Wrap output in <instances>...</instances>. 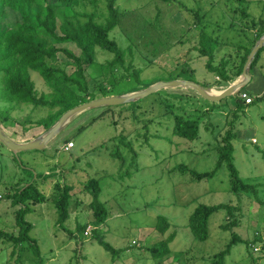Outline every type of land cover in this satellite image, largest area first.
Returning a JSON list of instances; mask_svg holds the SVG:
<instances>
[{
	"label": "rangeland",
	"instance_id": "1",
	"mask_svg": "<svg viewBox=\"0 0 264 264\" xmlns=\"http://www.w3.org/2000/svg\"><path fill=\"white\" fill-rule=\"evenodd\" d=\"M117 6L120 11L126 12L122 28H125L127 35L121 34L119 28L112 36L123 48H133V53H126L125 56V68L129 70H104L103 75L102 65H107V61L114 56L97 50L96 63L86 72L91 91L98 82L107 84L111 79L123 80L111 95L119 96L137 91L136 84L125 78L134 71L139 72L140 79L145 81H169L179 73V79L186 80L187 76L181 72L188 69L195 71L194 82L199 85L210 82L217 92L225 88L217 86L219 78L207 71L206 58L200 57L198 51L193 49L199 34V28L194 25V14L199 12L210 31L218 25L223 27L217 34L221 43L238 44L239 35L228 28L232 22L236 24L234 29L240 31L243 28L238 21L240 12H233L239 6L237 2L117 0ZM243 7L253 18L264 19V0H246ZM77 11L83 12V9ZM85 12L95 13L99 18L106 15L105 4L100 3L97 8L88 6ZM15 18L16 15L10 12L2 24H9ZM248 37L253 38V34ZM60 47L70 53H79L72 43ZM225 51L229 50L220 45L215 54L217 63L226 54ZM261 61L264 65V49ZM57 62L68 73L74 69L63 53L58 55ZM176 64L180 67L174 72L169 71ZM251 74L255 75L254 68ZM257 76L253 80L264 87V71L257 73ZM33 79L39 90L45 89L38 74L33 73ZM243 91L255 97L262 95L264 88L261 93L259 87L254 86H247ZM160 93L175 99L177 113H181L182 108L196 107L180 99L186 94L193 95L198 107L206 105L212 108L211 102L190 88L165 89ZM153 95L135 103L81 113L45 150L22 152L14 156L0 146V200L4 199L0 204V230L9 233L17 231L14 214L17 208L4 197L11 185L25 178L27 182L38 184L48 199L45 204L35 206L33 212L26 216V220L33 225L30 236L38 242L42 264H157L145 249L163 238L153 229L159 215L179 225L178 236L170 246L173 253L162 260L163 264H212L214 256L226 249L232 237L221 227L227 221L226 212L220 211L211 217V236L206 242H195L185 225L199 203L231 204L242 207L243 216L235 231L251 243H255L256 237L263 241L253 244L250 250L245 244H237L223 264H264V101H255L247 106L245 114L236 122L238 135L233 142V163L244 182L260 185L257 194H245L231 191L229 172L225 167L218 170L213 178L198 183L192 182V178L180 170L184 166L203 173L215 168L218 158L216 147L229 129L232 111L235 110L234 96L217 103L219 107L208 114L213 123V127L208 125L210 132L205 129L204 124L207 123L204 122L201 124V137L191 143L172 134L173 114L165 116V98L157 93ZM1 104L3 108L4 103ZM102 113L105 114L102 118L92 122ZM46 114V110L14 105L10 108L12 119L6 131L12 138L18 137L21 141L33 138L37 129L25 134L21 123L29 119L36 121ZM82 127L86 128L79 132ZM69 139L75 147L65 152L63 148ZM57 168L60 172L56 171ZM92 179L98 180V197L108 211L107 222L101 226L105 238L114 249L122 250L120 257L115 259L92 240V233L83 236L79 242L56 225L57 213L52 197L57 192V186L68 184L73 187L74 205L70 220L65 225L74 231L77 220L84 223L90 219L85 209H88L91 198L84 188ZM77 195L84 204L76 203ZM189 247L191 249L187 255H177L180 249ZM11 252L9 243L0 242V264H37L36 257L30 251L22 252L17 263ZM78 256L83 257L82 260Z\"/></svg>",
	"mask_w": 264,
	"mask_h": 264
},
{
	"label": "trees",
	"instance_id": "2",
	"mask_svg": "<svg viewBox=\"0 0 264 264\" xmlns=\"http://www.w3.org/2000/svg\"><path fill=\"white\" fill-rule=\"evenodd\" d=\"M162 1L168 2L170 0ZM227 1L239 4L233 12L235 14L240 12L241 18L238 21L242 23L243 28H240V31L234 29L235 22L230 23L228 28L239 35L240 42L229 44L222 41L223 43H221L217 34L223 27L218 25L216 29L208 30L204 19L198 12L194 14V25L199 28V34L198 40L193 43V49L198 51L199 56L206 58L207 71L219 78L220 82H217V86L225 87L240 77L250 52L259 39L264 36V19L257 20L247 13L246 8L243 7L246 0ZM100 3L105 4L106 8V15L99 17L101 20L95 13L88 14L85 12L88 6L97 8ZM79 8H82L83 12L77 11ZM10 12L16 15L15 20L6 25L2 24L4 18L9 17ZM125 14L126 12L120 11L117 6V0H0V126L6 131L7 124L12 119L10 108L14 105H27L31 106L33 110H46V116L36 121L29 119L21 123L25 134L37 129V136L52 127L68 110L94 99L113 95L123 80L111 79L107 84L98 82L95 84L94 90L91 91L86 72L96 63L97 50H103L114 56L112 60L107 61V65H102L103 75L104 70L114 72L118 68H125L126 53H133V48L131 46L127 49L123 48L112 36V33L119 28H121V34L127 35L125 28H122ZM251 34H253V38L248 37ZM245 37L247 39H244ZM71 43L78 49V54L70 53L65 48L60 47L62 44ZM220 45L229 51H225L226 54L217 63L215 54ZM263 49L264 47L254 57L251 71L257 66L262 68L260 61ZM60 53L66 56L74 68L71 73H68L65 68L58 64ZM179 67L176 64L175 67H170L169 71L174 72ZM188 70H183L181 73L187 76L186 80L194 81L195 71ZM33 73L38 74L39 78L43 80L44 90L37 88ZM179 74L169 81L179 79L181 77ZM125 78L136 84L137 91L159 81L142 80L140 73L136 71ZM124 81L127 80L124 79ZM202 87L213 86L207 82ZM158 94L165 98L164 103L167 110L164 115L173 114L172 134L174 136L194 143L201 137V124L204 122L207 123V125L204 124L205 129L210 132L209 126L213 127V123L208 114L213 113L212 110L215 107L218 108L219 104L212 103V108L206 105L198 107L199 104L194 101L193 95L186 94L180 99L196 107L182 108L181 113H177L175 99L169 95ZM251 97L253 102L250 105H253L255 101H264V93L255 97L251 95ZM234 100L235 110L232 111L229 129L222 136L221 143L216 147L218 158L215 168L203 173L184 166L180 170L187 173L192 178V182L198 183L213 178L218 170L225 167L229 172L232 192L257 194V188L260 185L244 182L233 163V142L238 135L236 122L245 114L247 106H250L239 96H235ZM1 103H4L3 108ZM103 113L94 118L92 122L102 118L105 115ZM85 128L82 127L79 132ZM69 142L73 141L71 139L66 141V143ZM84 189L90 193L91 203H89L88 209H85L88 211L90 219L84 223L77 220L76 228L73 231L65 225L70 220L74 205L73 187L68 184L57 186V192L52 197V203L57 213V227L65 230L71 239L79 242L83 236L88 235L86 231L90 227L89 234L92 233V240L110 252L113 259L120 257L122 250L112 247L106 240L104 230L101 228L107 222L108 211L105 203L101 202L98 197L100 191L98 180L88 181ZM4 198L17 208L14 213L17 231L9 233L0 230V242L10 244L11 254L16 257L14 260L16 263L22 252L30 251L36 257L37 264H42L38 242L30 236L33 225L26 220V216L33 212L35 206L45 204L48 201L46 195L39 189L38 184L27 182L25 178H22L17 184L10 186ZM78 199L79 202H77ZM2 201L4 199L0 200V204ZM76 203L84 204V201L78 196ZM220 211H225L227 216V221L225 220L221 227L225 232H230L232 237L226 249L214 256L215 260L212 264H223L225 258L230 255L232 248L239 243L245 244L250 250L253 244L263 241L262 238L256 237L255 243H251L235 231L239 228L243 216L242 207L231 204L207 205L199 203L190 214L188 223L185 225L195 242H206L210 239V219ZM178 228L179 225L170 222L166 217L162 215L157 217L153 229L160 238H163L156 241L152 247L145 249L150 253L151 258L157 261V264H163L162 260L173 253L170 246L178 236ZM190 249L191 247L180 249L177 255H187ZM78 258L82 260L83 257L78 256Z\"/></svg>",
	"mask_w": 264,
	"mask_h": 264
},
{
	"label": "water",
	"instance_id": "3",
	"mask_svg": "<svg viewBox=\"0 0 264 264\" xmlns=\"http://www.w3.org/2000/svg\"><path fill=\"white\" fill-rule=\"evenodd\" d=\"M264 47V36H262L255 47L250 52L247 61L243 67L242 74L239 79L231 84L228 88L222 91H215L212 88H205L198 83L191 80L176 79L172 81H158L147 88L126 93L119 96H108L94 99L90 102L78 105L67 112H65L59 120L48 130L40 133L35 138L20 142L13 139L1 126H0V145L5 147L13 155L18 156L22 152L28 151H42L47 148V145L55 139L70 123L79 116L81 113L97 109V108H110L129 103H135L147 97L160 93L163 90L169 89H193L201 98L211 103H219L224 99L236 96L239 91L246 88L252 80L251 64L256 54Z\"/></svg>",
	"mask_w": 264,
	"mask_h": 264
},
{
	"label": "crops",
	"instance_id": "4",
	"mask_svg": "<svg viewBox=\"0 0 264 264\" xmlns=\"http://www.w3.org/2000/svg\"><path fill=\"white\" fill-rule=\"evenodd\" d=\"M260 65H261V67H262V68H260L261 70H260L258 67H257V68H256V67L254 68V73H255V75H254V74H251V72H250V74H251V76H252V80H251V82H250L249 85H248L249 88H251V87H253V86H254V88L259 87V91H260L259 93H261V92L263 91V88H264V87H262V84H259V83L257 82V80L254 81L253 78H254V76H255V77H258V76H257V73L260 74V71H264V65H263L262 61H260ZM258 84H259V85H258ZM247 92H248V91H247ZM253 92H254V91H253ZM248 93H249V92H248ZM249 95H251V94L249 93ZM259 95H261V94H259ZM37 136H38V135H37ZM13 137H14V136H13ZM35 137H36V136H35ZM35 137H33V138H35ZM33 138L26 139L25 141H21V139L18 138V137H17V138H14V139L17 140V141H20V142H26V141H29V140H31V139H33ZM65 145H66V143H65ZM65 145H64V147H65ZM74 147H75V145H74ZM74 147H73V148H74ZM73 148H72V149H73ZM63 150H64V148H63ZM70 150H71V149H70ZM70 150H69V151H70ZM64 151H65V150H64ZM69 151H65V152H69ZM14 156H15V155H14ZM18 156H19V155H18ZM55 169H56V168H55ZM56 171H57V172H60V169L57 168ZM61 172H62V171H61ZM176 254H177V253H176Z\"/></svg>",
	"mask_w": 264,
	"mask_h": 264
},
{
	"label": "built area",
	"instance_id": "5",
	"mask_svg": "<svg viewBox=\"0 0 264 264\" xmlns=\"http://www.w3.org/2000/svg\"><path fill=\"white\" fill-rule=\"evenodd\" d=\"M239 98H241L242 100L245 101V103L247 105H250L253 102L252 97L249 95V93L247 91H240L238 94ZM253 142H256L255 140ZM74 147V143L73 142H69L65 145L64 150L65 151H69L70 149H72ZM90 227L87 229L86 234H88L90 232Z\"/></svg>",
	"mask_w": 264,
	"mask_h": 264
},
{
	"label": "clouds",
	"instance_id": "6",
	"mask_svg": "<svg viewBox=\"0 0 264 264\" xmlns=\"http://www.w3.org/2000/svg\"><path fill=\"white\" fill-rule=\"evenodd\" d=\"M217 78H218V77H217ZM238 79H239V78H237L235 81H237ZM235 81H234V82H235ZM234 82L230 83V84H229L227 87H225L224 89L228 88V87H229L231 84H233ZM219 87H221V86H219ZM207 88H213V87H207ZM224 89H223V90H224ZM213 90H214V89H213ZM242 90H244V89H242ZM242 90H241V91H242ZM221 91H222V90H221ZM239 92H240V91H239ZM238 94H239V93H238ZM238 94H237L236 96H238ZM250 96H251V95H250ZM234 97H235V96H234ZM13 139H14V138H13ZM255 141H256V140H255ZM254 143H256V142H254ZM66 144H67V143H66Z\"/></svg>",
	"mask_w": 264,
	"mask_h": 264
}]
</instances>
